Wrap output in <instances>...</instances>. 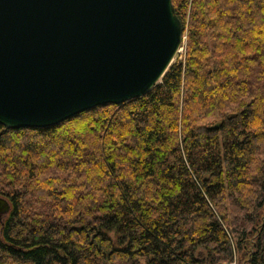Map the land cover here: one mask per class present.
Wrapping results in <instances>:
<instances>
[{"label":"trees","instance_id":"1","mask_svg":"<svg viewBox=\"0 0 264 264\" xmlns=\"http://www.w3.org/2000/svg\"><path fill=\"white\" fill-rule=\"evenodd\" d=\"M146 96L0 125V264H264V0H172Z\"/></svg>","mask_w":264,"mask_h":264},{"label":"water","instance_id":"2","mask_svg":"<svg viewBox=\"0 0 264 264\" xmlns=\"http://www.w3.org/2000/svg\"><path fill=\"white\" fill-rule=\"evenodd\" d=\"M185 36L172 0H0V125L50 128L142 98ZM11 210L0 196V223Z\"/></svg>","mask_w":264,"mask_h":264},{"label":"rangeland","instance_id":"3","mask_svg":"<svg viewBox=\"0 0 264 264\" xmlns=\"http://www.w3.org/2000/svg\"><path fill=\"white\" fill-rule=\"evenodd\" d=\"M185 37H186V36H185ZM185 50H186V38H185V41H184V43H183L181 49H180L179 52L177 53V55H176L174 61H175V60H181L182 58H184ZM174 61H173L172 64H174Z\"/></svg>","mask_w":264,"mask_h":264},{"label":"built area","instance_id":"4","mask_svg":"<svg viewBox=\"0 0 264 264\" xmlns=\"http://www.w3.org/2000/svg\"><path fill=\"white\" fill-rule=\"evenodd\" d=\"M186 38V37H185Z\"/></svg>","mask_w":264,"mask_h":264}]
</instances>
